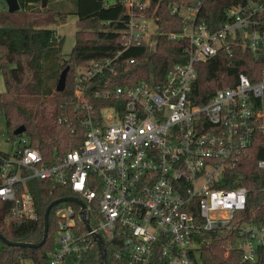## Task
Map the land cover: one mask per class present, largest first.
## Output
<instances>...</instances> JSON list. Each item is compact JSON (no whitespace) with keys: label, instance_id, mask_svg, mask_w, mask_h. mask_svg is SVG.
Listing matches in <instances>:
<instances>
[{"label":"built area","instance_id":"obj_1","mask_svg":"<svg viewBox=\"0 0 264 264\" xmlns=\"http://www.w3.org/2000/svg\"><path fill=\"white\" fill-rule=\"evenodd\" d=\"M124 1L132 6L123 17L124 50L151 42L156 31L147 14L136 10L144 3ZM173 11L188 23L168 37L187 39L188 59L174 64L164 80L90 89L89 81L114 72L123 51L91 61L80 69L73 96L78 120L87 128L78 148L51 164L25 135L8 136L10 148H0V200L11 203L6 219L38 218L39 180L67 186L73 194L62 197L85 204L67 200L51 208L46 240L54 235L55 245L46 264H90L91 251L100 248L98 236L103 246L106 239L121 241L115 255L128 264H204L201 251L213 232L230 236L226 255L239 249L242 261H258L264 224L237 219L249 190L230 184L264 130L258 103L264 79L252 82L240 72L234 84L216 88L203 103L197 102L196 87L201 62L232 53L235 46L264 53V1L232 5L215 30L197 20L198 7ZM257 165L264 172V158ZM21 264L37 263L26 257Z\"/></svg>","mask_w":264,"mask_h":264},{"label":"trees","instance_id":"obj_2","mask_svg":"<svg viewBox=\"0 0 264 264\" xmlns=\"http://www.w3.org/2000/svg\"><path fill=\"white\" fill-rule=\"evenodd\" d=\"M18 1L19 10L0 9V73L5 82V90L0 91V117L4 118L9 136L25 135L51 164L60 161L69 150L78 148L87 131L78 120L80 110L76 109L73 100L81 68L91 61L114 57L123 51L116 60L114 72L107 71L104 78L98 76L89 81L90 89L104 85H132L151 77L162 81L174 64L188 59L187 39L168 37L170 32H181L188 23V19L178 11L174 12L173 7H198L197 20L215 30L225 20L229 7L246 0H146L147 4L139 10L153 18L156 32L152 33L151 42L134 44L126 50L123 43L127 20L123 19V8L113 19L105 21L101 16L104 0H74L78 29L75 44L67 57L62 52L65 37L57 33L54 25L65 22L70 12L58 8L51 0L45 7L42 0ZM132 58L135 62L130 63L128 60ZM66 66L70 67L66 87L58 91L56 84ZM199 68L197 102L203 103L216 88L234 84L240 72L247 74L252 82L263 80L264 53L253 54L235 46L232 53L221 52L201 62ZM105 78L107 84L103 82ZM258 103L264 109V95ZM261 122H264V114ZM21 125L25 130L17 134L15 131ZM261 158H264V130L257 133L253 147L243 158L239 176L230 184L246 185L249 190L247 207L237 216L240 222L264 224V172L257 165ZM35 186L37 219H6L11 203L0 200V232L10 241L40 242L48 205L58 197L73 194L67 186L54 188L45 180L36 181ZM52 227L51 218L50 229ZM229 237L227 232L212 233L210 242L201 251L204 264H252L242 261L239 249L225 254ZM54 245L51 234L40 247L9 245L0 239V264H21L26 257L37 264H46L47 253ZM121 247L117 238L106 239L105 257L95 246L90 254V264H128L126 258L115 255ZM253 264H264V248H260L259 259Z\"/></svg>","mask_w":264,"mask_h":264},{"label":"rangeland","instance_id":"obj_3","mask_svg":"<svg viewBox=\"0 0 264 264\" xmlns=\"http://www.w3.org/2000/svg\"><path fill=\"white\" fill-rule=\"evenodd\" d=\"M104 7L101 10V16L103 20L109 21L113 19L120 8L124 9L123 15H128L132 11V6L128 2H122V0H104ZM142 0H134V3ZM144 5L147 4V1H142ZM52 3V0H51ZM6 0H0V9L6 7ZM76 4L74 0H65V4L62 7V10L69 11L70 13L67 16L65 22L60 23L59 25H54V28L57 30L58 34L65 37L63 45V55L67 57L71 52L75 41H76V30L78 29L77 20L78 17L74 13ZM139 11V9H136ZM150 28L155 32V24L153 23V18L149 17ZM5 90L4 75L0 73V91ZM0 136L2 140L0 141V148L8 149L11 146V143L7 140L8 133L5 126V121L3 117H0Z\"/></svg>","mask_w":264,"mask_h":264},{"label":"water","instance_id":"obj_4","mask_svg":"<svg viewBox=\"0 0 264 264\" xmlns=\"http://www.w3.org/2000/svg\"><path fill=\"white\" fill-rule=\"evenodd\" d=\"M6 3H7V9L11 12L13 11H16V10H19L20 9V4H19V1L18 0H6ZM48 3V0H42V6L45 7ZM69 69L70 67L69 66H66L62 72L60 73V76L58 78V81H57V84H56V89L58 91H62L65 89L66 87V80H67V75H68V72H69ZM25 130V127L23 125H21L20 127H18L16 129V133H22L23 131ZM67 200H70V201H76L77 203L81 204L82 206H85L84 203H82L79 199L75 198V197H60L58 199H55L53 200L47 207L46 211H45V214H44V222H45V227H44V234H43V238L40 242L38 243H28V242H14V241H10L8 240L1 232H0V239L9 244V245H15V246H28V247H40L41 245L44 244L45 240H46V237H47V232H48V219H49V213H50V210L51 208L59 203V202H62V201H67ZM98 243L100 245V248H101V251H102V257L104 258L105 255L103 253V239L101 237L98 236Z\"/></svg>","mask_w":264,"mask_h":264},{"label":"crops","instance_id":"obj_5","mask_svg":"<svg viewBox=\"0 0 264 264\" xmlns=\"http://www.w3.org/2000/svg\"><path fill=\"white\" fill-rule=\"evenodd\" d=\"M52 3L57 6L58 8L62 9L63 5L65 4V0H52ZM7 4V3H6ZM7 7V5H6ZM58 33V32H57Z\"/></svg>","mask_w":264,"mask_h":264}]
</instances>
